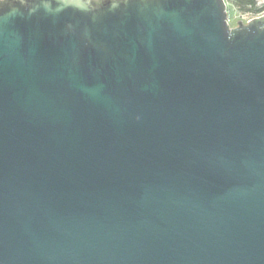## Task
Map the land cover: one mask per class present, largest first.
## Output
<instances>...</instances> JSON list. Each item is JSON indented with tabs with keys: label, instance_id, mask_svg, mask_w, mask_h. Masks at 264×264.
I'll return each instance as SVG.
<instances>
[{
	"label": "water",
	"instance_id": "obj_1",
	"mask_svg": "<svg viewBox=\"0 0 264 264\" xmlns=\"http://www.w3.org/2000/svg\"><path fill=\"white\" fill-rule=\"evenodd\" d=\"M236 23L0 3V264H264V15Z\"/></svg>",
	"mask_w": 264,
	"mask_h": 264
},
{
	"label": "trees",
	"instance_id": "obj_2",
	"mask_svg": "<svg viewBox=\"0 0 264 264\" xmlns=\"http://www.w3.org/2000/svg\"><path fill=\"white\" fill-rule=\"evenodd\" d=\"M241 13H257L260 9L256 0H226Z\"/></svg>",
	"mask_w": 264,
	"mask_h": 264
},
{
	"label": "built area",
	"instance_id": "obj_3",
	"mask_svg": "<svg viewBox=\"0 0 264 264\" xmlns=\"http://www.w3.org/2000/svg\"><path fill=\"white\" fill-rule=\"evenodd\" d=\"M257 6L260 10L255 14L254 13H239V17L241 18L240 21L243 23H247L248 21H250L251 19L255 17L263 16L264 15V1H260L259 3H257ZM226 12H227V23L229 24V26H231L230 15H229L230 12L227 7V3H226Z\"/></svg>",
	"mask_w": 264,
	"mask_h": 264
},
{
	"label": "rangeland",
	"instance_id": "obj_4",
	"mask_svg": "<svg viewBox=\"0 0 264 264\" xmlns=\"http://www.w3.org/2000/svg\"><path fill=\"white\" fill-rule=\"evenodd\" d=\"M226 1V0H225ZM260 1H264V0H256V5L257 3H259ZM227 3V7L229 9V12H230V22H231V26H235L238 22L240 21V17H239V12L238 10H236L228 1H226Z\"/></svg>",
	"mask_w": 264,
	"mask_h": 264
},
{
	"label": "clouds",
	"instance_id": "obj_5",
	"mask_svg": "<svg viewBox=\"0 0 264 264\" xmlns=\"http://www.w3.org/2000/svg\"><path fill=\"white\" fill-rule=\"evenodd\" d=\"M0 2H2V0H0Z\"/></svg>",
	"mask_w": 264,
	"mask_h": 264
},
{
	"label": "snow or ice",
	"instance_id": "obj_6",
	"mask_svg": "<svg viewBox=\"0 0 264 264\" xmlns=\"http://www.w3.org/2000/svg\"><path fill=\"white\" fill-rule=\"evenodd\" d=\"M2 2H3V0H2ZM2 2H0V3H2Z\"/></svg>",
	"mask_w": 264,
	"mask_h": 264
}]
</instances>
